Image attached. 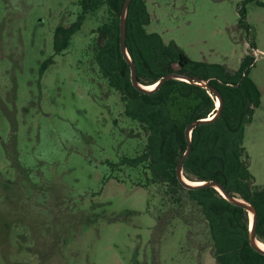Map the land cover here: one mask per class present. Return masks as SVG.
I'll return each mask as SVG.
<instances>
[{"label": "rangeland", "instance_id": "obj_1", "mask_svg": "<svg viewBox=\"0 0 264 264\" xmlns=\"http://www.w3.org/2000/svg\"><path fill=\"white\" fill-rule=\"evenodd\" d=\"M145 2L146 31L192 61L236 71L253 43L261 104L243 146L264 189V0ZM79 14L78 0H0V264H215L201 219L185 225L119 166L146 135L89 52L106 9L75 28Z\"/></svg>", "mask_w": 264, "mask_h": 264}, {"label": "trees", "instance_id": "obj_2", "mask_svg": "<svg viewBox=\"0 0 264 264\" xmlns=\"http://www.w3.org/2000/svg\"><path fill=\"white\" fill-rule=\"evenodd\" d=\"M123 2L78 0L80 14L75 26L77 28L87 16L101 8L108 13L107 21L96 29L97 43L89 52L102 78L118 92L124 115L137 123L146 135L142 152L134 157H123L119 166L142 169V186L156 188L161 206L167 203L169 212L184 224L191 227L193 223L187 219L188 214L201 219L215 264H264V254L254 250L248 242L250 219L243 208L229 203L213 188L187 190L178 182L175 166L186 150L185 129L192 122L208 119L216 113L215 97L197 84L180 80L166 81L149 94L132 87L129 66L119 47ZM238 14L237 27L249 33L243 8ZM149 23L145 0H131L125 45L136 67L139 84L153 85L173 71L172 64H178L179 74L207 81L222 100L218 118L192 129L190 153L182 167L183 177L190 182H216L229 195L249 202L257 214L256 240L264 245V189L255 185L249 172V155L243 146L245 126L251 123L261 104L260 91L248 77L254 59L244 56L236 71H229L224 65L192 61L174 43H164L160 35L148 33L145 27ZM66 46L65 37L61 48ZM249 47L253 48L251 41ZM187 204L195 213L185 210Z\"/></svg>", "mask_w": 264, "mask_h": 264}, {"label": "water", "instance_id": "obj_3", "mask_svg": "<svg viewBox=\"0 0 264 264\" xmlns=\"http://www.w3.org/2000/svg\"><path fill=\"white\" fill-rule=\"evenodd\" d=\"M130 2H131V0H124L123 5H122V9L120 12V16H119V47H120V52H121L123 59L125 60V62L129 66V79H130V83H131L132 87L140 93L149 94V93L156 91L163 83H165L166 81H169V80H180V81H184V82H192L194 84H197L200 87H203L204 89H207L209 92H211L215 97V101L218 102V104L216 106V113L212 117H210L208 119H204V120L194 121L185 129V137H186V141H187L186 150L183 153V155L179 158V160L175 166V175H176L178 182L181 184V186H183L187 190H195V189L205 188V187L213 188L229 203L243 208L248 213L249 219H250L248 242L254 250L258 251L261 254H264V249H261L257 246L258 241L256 240V236H255V225H256L257 214H256L254 207L249 202H247L246 200H244L242 198H235V197L229 195L222 188V186L216 182H213V181H210V182H190V181L186 180L182 175L183 163H184L185 159L188 157V155L190 153V149H191L190 137H191L192 129L199 126V125L210 123V122L214 121L216 118H218V116L220 115L222 100H221L219 93L214 88L210 87L207 84V81L201 80L197 77L190 78V77H187L185 75L179 74L180 67L178 64H172L173 72L166 74L158 82L151 85V86H154L153 89L147 90V87L149 85L144 86V85L139 84V82L137 80V75H136V67H135L134 63L131 61V59H130L127 51H126V45H125L126 19H127V11H128V7H129Z\"/></svg>", "mask_w": 264, "mask_h": 264}, {"label": "flooded vegetation", "instance_id": "obj_4", "mask_svg": "<svg viewBox=\"0 0 264 264\" xmlns=\"http://www.w3.org/2000/svg\"><path fill=\"white\" fill-rule=\"evenodd\" d=\"M249 33H250V30H249ZM249 44H250V42H249ZM254 46V45H253ZM249 49H251L250 47H249ZM251 50H253V55H251L250 54V56H252V58L255 60V57H257V52L255 51V49H254V47L251 49ZM246 55H249L248 53L247 54H245L244 56H246ZM254 63V62H253ZM173 70V69H172ZM173 72V71H172ZM217 104V103H216Z\"/></svg>", "mask_w": 264, "mask_h": 264}, {"label": "bare ground", "instance_id": "obj_5", "mask_svg": "<svg viewBox=\"0 0 264 264\" xmlns=\"http://www.w3.org/2000/svg\"><path fill=\"white\" fill-rule=\"evenodd\" d=\"M153 87L154 86H148L147 87V90H151V89H153ZM217 104H218V102H216ZM217 104H216V106H217ZM257 246L259 247V248H261V249H264V245L262 244V243H257Z\"/></svg>", "mask_w": 264, "mask_h": 264}]
</instances>
